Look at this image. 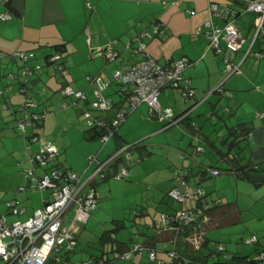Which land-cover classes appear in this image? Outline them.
Wrapping results in <instances>:
<instances>
[{
  "label": "crops",
  "instance_id": "0c3cea01",
  "mask_svg": "<svg viewBox=\"0 0 264 264\" xmlns=\"http://www.w3.org/2000/svg\"><path fill=\"white\" fill-rule=\"evenodd\" d=\"M212 1L229 2L232 8L238 11L237 23L245 38L241 50L232 54L235 62L242 61V66L241 73L233 76L225 84L231 96L214 91L225 76L222 54L209 48V40L204 34L195 33V30L207 21L222 24V21L211 16L208 10ZM88 3L91 7H87ZM4 12L12 14L10 20L0 19V74L2 76L0 77V91H2L0 94V183L5 176V183L11 182L14 189L11 192H0V215H5L8 223L26 221L37 208L42 206L43 198H50V190L38 191L41 197L40 204L33 206L30 191L20 189L29 184L26 170L31 163L30 155L26 154L24 159L20 155L22 154L20 148L23 145L26 148L28 139L17 128V119L20 116L17 108L24 101V95L16 91L18 83L10 82L4 76L10 71H17L22 65L19 61L14 62L8 58V55L15 50L33 52L37 55V60L30 61V65L38 63L42 65L40 72L34 75L30 83L32 94L40 103L37 110H48L41 123L32 125L36 132L33 135L38 137V142L40 140L41 142H52V139L40 138L36 131L37 128L45 126L50 116L55 118V128H59L54 112L57 106L50 107V96H47V90L42 91V87L47 85L52 91L58 93L65 81L62 73L54 65L46 64L45 56L52 51L53 46L64 45L63 67L68 82L75 90L84 91L89 100L93 99V87L86 79L87 76H100L104 81L109 82L105 95L112 98L114 107L109 112L93 114L96 117L107 119L114 116L121 100L118 94L120 87L112 75L117 68L141 59L140 54L132 51L131 45L137 46V36L143 31H152L154 22L161 23L166 28V32L147 41V53L162 64L172 63L183 56L195 62L185 71V76L191 79L196 90L195 98L186 99L181 89L164 87L159 96L160 111L158 114H153L147 103L140 104L128 116L118 133L105 145L97 138L98 136L88 137L86 124L87 127L85 126L82 137L97 140V143L88 145L86 151L79 153L74 151V144L77 139H80V134L75 130L72 134L66 135L67 139H60L59 145L58 142L56 143L60 152L59 168L77 172L85 178L96 166L95 163L89 164V156L96 155L103 160L122 144L149 138L148 142H145L147 149H143L145 157L139 163L140 166L130 173V176L134 172L133 177L153 179L156 182H161L162 178V180H168V189H170L177 185L173 180L175 171L184 167L190 170L192 176L189 182L195 187L199 186L200 182L194 183V179L204 178L205 174L200 179L198 175L204 168L210 166L213 158L224 162L222 161L224 158L218 151L221 148L217 146L218 141L214 137L222 136L219 141L227 146L224 139L226 133L221 134L222 129L237 127L238 124L244 125L249 133L240 137L239 144L235 145L230 155H238L243 157L244 161L250 160L264 167V117L258 116V114H264V57L256 55L264 53V35L258 33L257 24L260 14L247 10L243 1L0 0V14ZM106 48H112L118 52V57L114 61L106 59L103 53ZM60 94L62 96L56 94L55 102H63L64 95L61 92ZM116 95L118 99L120 98L119 101L116 100ZM225 98L229 99V103L223 106L221 104L225 103L223 101ZM70 100L72 102L71 98ZM244 103H249V107L246 108L248 111L244 110L243 116L234 119L233 109L235 108L238 114L240 105ZM4 105L12 108H4ZM77 106L81 111V118L86 123L83 116V107H86L84 102L79 101ZM249 109L252 110L251 113H248ZM185 112H189L185 118L171 125L168 124ZM251 114L252 117H250ZM211 125L213 130H216V134L212 137H210ZM206 130H211L209 135ZM28 134L31 135L29 129ZM198 142L206 147L205 151L194 152L195 144ZM30 145L33 152L38 150L36 145L32 143ZM150 145L155 147L154 150ZM227 150L223 152L226 153ZM154 154L157 158L155 161L151 160ZM36 168L38 175L41 176L44 169L39 166ZM145 169L151 170L152 173ZM12 170L15 171L13 176L11 175ZM8 202L15 203L23 212L12 213L7 205ZM184 205V208L196 205V200L189 199L184 202ZM150 213V209L142 207V210H137L136 215L145 216ZM152 221L156 232L153 235H147L145 241L161 248L158 234L160 226L155 222V215ZM258 231L260 236L253 234L258 238V241L253 243L257 244L256 251L264 249V228ZM102 235L99 242L106 246L109 240ZM79 237L80 233L77 237L76 248L65 254L66 260L75 262L103 255L102 257L112 264L111 253L115 255L114 258H121V253L112 250L115 248V243L112 242L111 249H103L98 254H91L84 249L79 250ZM142 255L145 254L142 253ZM161 259L164 257L159 254L157 261L153 263H158ZM134 262L139 263L136 260Z\"/></svg>",
  "mask_w": 264,
  "mask_h": 264
},
{
  "label": "built area",
  "instance_id": "2783aa9c",
  "mask_svg": "<svg viewBox=\"0 0 264 264\" xmlns=\"http://www.w3.org/2000/svg\"><path fill=\"white\" fill-rule=\"evenodd\" d=\"M247 10L259 13L258 17V33L264 35V0H242ZM91 7V4H87ZM211 16L222 21V24H215L213 21H207L195 30L196 34H204L209 40V48L215 50L218 54H222L224 62L225 76L219 85L215 88V92L222 95L227 93L225 88L226 82L234 75L241 73V62H235L232 54L238 52L243 47L245 38L241 34L239 24L236 22L237 11L232 8L229 2L212 1L208 6ZM5 20L10 19L11 15L5 13L2 16ZM166 28L159 22L152 24V31L146 30L141 32L136 40L137 46L131 45V49L135 54H140V60L117 68L113 73V79L119 85L118 94L121 97L119 101V109L111 119L99 118L93 115L92 111L109 112L114 103L112 98L105 95V90L109 86V82L104 81L100 76H87L86 79L93 87V99L89 100L87 94L82 90H75L68 82L67 76L61 64L58 69L63 72L64 85L61 93L65 98H71L69 102H62L60 107L66 109L70 106L83 101L86 107H83V116L89 128L97 127L101 133L98 138L105 145L117 133L119 128L126 121L128 116L142 103H147L152 113L158 114L160 111L159 96L164 87L181 89L186 99L195 98L196 90L192 85L190 78L185 76V71L195 62L188 57L183 56L172 63L162 64L154 57L146 52L147 41L156 35H163ZM108 61H114L118 57V52L112 48H106L103 52ZM15 57L28 62L34 57L33 54L21 50H16L13 54ZM263 57L262 53L256 54ZM53 60L60 58L59 54L52 56ZM21 77L23 83L29 82L28 77L33 73L41 70L40 65L30 68L28 63L22 68ZM9 80H15V75L10 73ZM22 83L19 92L25 93L26 98L24 104L18 108L20 117L18 119V129L23 136L26 137L28 128L34 123L40 122L46 116L47 110L38 111V102L28 94L26 86ZM2 94V91H0ZM87 105L89 107H87ZM189 112H185L181 117H176L168 124L175 123L181 118H185ZM264 117V114H258ZM32 142H37L38 137L32 136ZM136 143L123 144L117 148L107 158L101 160L96 155L89 156V164L95 163L93 171L83 177L77 172L68 171L59 168L57 159L59 149L56 143L48 141L41 142L38 150L34 151L30 156L31 166L26 170L29 176L28 186L20 187L21 190L27 189L33 191L50 190V198L42 199V206L37 208L32 216L24 222L15 221L8 223L5 215H0V258L7 264H47L54 261L55 264H109L106 260L98 258H90L77 262H70L63 256H52L53 252L69 253L77 244V234L80 230L79 224H86L92 213L97 209L99 202V193L95 183L99 179L105 177L128 178L130 168L134 163L140 162L141 158L136 147ZM31 142L27 143L30 148ZM204 146L199 142L195 144V153L203 152ZM44 169V173L40 176L36 167ZM208 173L211 176H218L222 172L217 168H209ZM191 172L188 168H181L174 173V179L177 185L173 186L169 191V196L174 202L184 203L191 197L204 198L207 195L206 190L200 186H192L190 184ZM200 178V175H198ZM9 210L14 213H22L23 210L18 208L13 202H9ZM211 204L204 205L208 209ZM76 211L73 222L67 225L66 217L70 209ZM201 214V215H200ZM169 214L163 213L162 220L164 225L171 221L180 224L190 225L198 217L207 222L206 214L197 212L193 209L176 210L173 216L169 218ZM172 229V227L170 228ZM202 235H195L191 238L192 243L199 247ZM258 241L257 236H251L247 242L253 244ZM225 244L220 243L218 250L225 251ZM148 253L150 260H156L157 251L146 244H136L129 248L122 258H131L136 253ZM172 258H177L178 253L175 249L170 251ZM257 262L264 261V249L257 252L253 259Z\"/></svg>",
  "mask_w": 264,
  "mask_h": 264
},
{
  "label": "rangeland",
  "instance_id": "374dc122",
  "mask_svg": "<svg viewBox=\"0 0 264 264\" xmlns=\"http://www.w3.org/2000/svg\"><path fill=\"white\" fill-rule=\"evenodd\" d=\"M49 87H47V85L43 86L42 91L47 90V96H50L49 100L51 101L49 106H57V109L54 112L59 128H55V118L50 116L47 119L45 126L37 128L36 131H38L40 138L43 137V139H52V142H58L59 145L60 139H67L66 135H70L77 130L80 134V139H77L75 142L74 151L83 153L86 151L88 145L91 146L97 143V140H89L82 137L87 126L85 121L81 118V111L77 106L78 104L76 103L73 106L62 109L60 107L62 102H55L56 94H58V96H62L60 94L61 87L59 88L58 93L56 91H52ZM116 100H120L117 95ZM63 101L71 104L70 98L63 97ZM223 101L225 102L224 104H221L223 106H226V103H229V99L227 98L223 99ZM87 107L89 106L87 105ZM240 107V112H238V114L235 112L236 109L232 108L233 114L235 115L234 119L236 117L243 116L242 113H244V110L248 111L246 108L249 107V103H244L243 105H240ZM249 111L250 112L248 113H251L252 110L249 109ZM92 112L93 114L96 113V111ZM250 117H252V114ZM210 129L212 130H210V137H212L216 134V130H213L212 125L210 126ZM227 129L228 128L222 129L221 134H227ZM29 131L31 135L36 133L33 127H30ZM53 131L55 132L54 134ZM210 131L206 130L208 135ZM148 139L149 138L142 139L140 142H148ZM214 139L218 141L217 146L219 148L223 150L227 149V146H224L221 141H219L222 139V136H215ZM40 143L41 140L40 142H32V144L36 145L38 148ZM202 144L205 145V142L202 141ZM150 147L153 150L155 148L151 145ZM20 149L22 151V154L20 155L23 156V159L26 154L29 156L33 152L32 150L27 152L24 145ZM155 155L156 154L152 156L151 160L155 161V159H157ZM216 159L213 158V162L217 163L215 165H218L221 168V171L223 172L222 174L214 177L211 176L210 173H206L203 179H200L199 176L198 179L200 180L194 179V183L200 182L199 186L206 190L207 199L212 205L221 204L214 211L218 224L208 228L206 232V239L209 241V249L215 250L220 243H225L227 255H237L243 257L249 256L251 259H254L257 255L255 250L257 244H251L247 242V239L253 234L260 236L261 234L258 229L264 228V181L261 183L256 181V175L259 174L258 171L249 170L246 176H244L240 171L228 170L229 164L227 162H219V160L216 161ZM244 160L245 159H242V162H245ZM140 162L134 163L131 166L130 173L136 167L140 166ZM148 170L149 169H145V171ZM260 171L264 173V170ZM149 172L152 173L151 170H149ZM133 173L131 176L129 174L130 177L126 179L110 177L106 181H99L100 179L98 180L97 189L100 196L98 208L92 213L87 224H79V250L84 249L91 254H98L103 249H111V242L107 243L106 246H103L100 244L99 240L105 230H112L117 226V224L114 223V220H123L125 224L122 228L116 231L115 237L117 240L126 243L129 247L136 244H142L145 242L147 235H153L156 232L152 221L154 215L156 224L163 226L164 223L161 212L173 214L174 211L176 212V210L184 208V203L174 202V200L169 196V191L172 187L168 189V180H162L161 178V182H156L153 179H145L144 176H142L144 179L141 177H133ZM11 175H15L14 170L11 171ZM173 180L176 184L177 181L174 178ZM10 183H5L4 176L1 179L0 187L2 188L0 189V192L6 193L14 190L12 186L13 184ZM29 193L31 200L33 201V206H38L41 198L40 193L38 191H30ZM158 206H160V208H158ZM142 207L150 209V215L137 216V210H142ZM75 214V209H70L65 222L67 225H70L73 222ZM164 246L169 249L172 248V244L163 245L162 243L160 245L161 248ZM203 251L205 255H208L209 251L207 249H203ZM159 254L164 257V259L161 260L167 262L171 260L169 254L162 251V249L158 252V255ZM56 255L65 256L63 252H59L58 254L53 252L52 256ZM110 255L113 259L112 264H135V260L136 262L139 261L138 264H154L148 259V256L142 254L136 255L134 258H114L115 255L113 253ZM220 256H209L207 260L208 264H216L219 263V261L224 262V255L222 254ZM0 264L7 263L0 259ZM47 264H55V262L51 260ZM262 264H264V261Z\"/></svg>",
  "mask_w": 264,
  "mask_h": 264
},
{
  "label": "trees",
  "instance_id": "16d2710c",
  "mask_svg": "<svg viewBox=\"0 0 264 264\" xmlns=\"http://www.w3.org/2000/svg\"><path fill=\"white\" fill-rule=\"evenodd\" d=\"M240 1H242V0H240ZM87 7H89V6L87 5ZM5 13L10 14L11 15L10 19H12V14L10 12H4V13L0 14V19L1 20H5L2 17L3 15H5ZM237 14H238V11H237ZM10 19H7V20H10ZM236 22H237V19H236ZM15 51L10 53L8 55V58L11 59L14 62L19 61L22 65L19 67V69L17 71H10V72L6 73L4 76H5V78L8 79V75L10 73L15 75V80H9L8 79V81L14 82V83H18L19 86H18L16 91L19 94H23L24 95V101H25L26 94L19 92L20 87L22 86V83H23V79H24V78L21 77L22 70H23L22 68L27 63L30 66V68H32V69H33V66L40 65V64L38 63V64H35L33 66L30 65V63H29L30 61L37 60V55H34L33 52L24 51V52L31 53V54L34 55V57L31 58L28 62H25L23 59H21L19 57H15L13 55L15 53ZM64 52H65L64 45H55V46H53L52 51L50 53H47V55L45 56L46 64L54 65V67L58 71H60L62 73V76H63V72L58 69V65L61 64L62 67H63V58H64L63 54H64ZM55 54H59L60 58L57 59V60H53L52 56H54ZM262 55L264 57V53H262ZM40 66L42 68V65H40ZM63 70H64V67H63ZM39 72L40 71L35 72L30 77H28L29 82L27 84L23 83L26 86L27 90H28V94L31 97H33L35 100H36V97H35L34 94H32V90L30 88V83L32 82V78L34 77V75L38 74ZM0 77H2L1 74H0ZM37 102H38V106H39L40 103H39V101H37ZM23 104H24V102H22L18 106V108L20 106H22ZM4 108L11 109L12 107H10L8 105H4ZM18 108H17V110H18ZM38 111H40V110H38ZM18 119H17V126H18ZM43 120L44 119H42L38 123H41ZM30 127H32V126H30ZM227 130H228V132H227V134H226L224 139L226 140V145H227V149L228 150H227L226 153L223 152V149L222 150L219 149L218 151H219V154H221L222 158H224L222 161L227 162L229 164V169L228 170H230V171H238V172L240 171V172H242V175H244V176H246V174L249 172V170L258 171L259 174L256 175V177H257L256 181L258 183L263 182L264 181V173H262L260 170H264V167L262 168L259 164H254L250 160H248V161L246 160L245 162H242V159H244V158L240 157L238 155H236V156L235 155H233V156L230 155V152L235 147V145L239 144L240 137H242L244 135H247L249 133L248 129L244 128V125L238 124L237 127L235 126L233 128H230V129L228 128ZM19 132L21 133L20 130H19ZM87 133H88V137L90 136L91 138H95L96 136H99L101 131L97 127H94V128H89L88 127ZM32 136H36V135H30V134L27 133V135H26V138L28 139L27 143H29V142L32 143V141L30 140ZM230 138H231V140H230ZM27 143H26V150L30 151L31 150V145H30V148L28 149L27 148ZM122 145H120V146H122ZM136 147H137V150L139 152L140 158L142 160L145 157V153L143 152V149L146 150L147 149V145L145 143L139 141V142L136 143ZM205 149H206V147L204 146V151H205ZM149 153H147V155ZM198 153H201V152H198ZM31 154H30V156H31ZM59 155H60V152H59ZM59 155H58V158H59ZM30 156H29V161H30ZM57 161H58V159H57ZM219 162H221V161H219ZM57 164H59V163L57 162ZM215 164H217V163H212V164H210L209 167L204 168V170L201 171L202 173H200V178H202L204 174L208 173V169L209 168H217V169L221 170V168L218 165H215ZM107 179H109V178L105 177V178L100 179L99 181H105ZM99 181H96L95 186H96V184ZM24 187H26V186H24ZM25 191H33V190L27 189ZM36 191H38V190H36ZM189 199L196 200V205H193V206H190V207H185V208H182V209H193V210H195L197 212L204 213L209 218L208 221L205 222V221L202 220V218L198 217L192 224L184 225V224H180V223H178V222H176L174 220L173 221L169 220V222L167 224H165L163 226H160L159 230H158V232H159L158 234H159V236H160L159 238L161 240L159 239V241L161 242V244L163 242H165L166 245L172 244V248L169 249L166 246H164L163 248L156 247V245L152 246L151 244H149L148 241H145L144 244H146L147 246H149L151 248L156 249L157 256H158V252L161 249H162V251L167 252L168 254L170 253V251H173V249H175L179 255H178L177 258H172L169 255L171 257V260L169 262L164 261V260H160V262L154 263V264H208L207 260H208L209 256L213 255L215 257H219L222 254L224 255L223 257L225 258L224 262L219 261V263H216V264H262L261 261L260 262L254 261L249 256H244V257L243 256H237V255L229 256V255L226 254V249L223 252L222 251L220 252L218 250V247L215 248V250H210L209 249V241H208V239H206V232H207L208 228L213 227L214 225L218 224V221L216 219V215H214V211L221 204L212 205L208 201L207 195L204 198L203 197L202 198L191 197ZM189 199H187V200H189ZM206 204H211L208 209H205V207H204V205H206ZM174 213L173 214H169L168 215L169 218H171V216H173ZM114 223H116L117 226L114 229H112V230H105L102 236L103 237H107L109 242L115 243L114 244L115 248L112 249V250H115L116 252H120L121 253L120 257L122 258V255L131 247H129L126 243L120 242L119 240H117L115 238L116 231L119 230L120 228H122L125 225L124 221L123 220H118V221L114 220ZM171 227H172V229H170ZM79 233H80V230H79L76 238L78 237ZM195 233H197L198 236L202 235V237L200 238L199 247L195 246L192 243V240H191V238L195 235ZM77 242H78V239H77ZM222 244H225V243H222ZM76 246H77V244H76ZM76 246H75V248H76ZM203 249H207L209 251L208 255L204 254ZM258 251H260V250H258ZM258 251H256V252H258ZM136 254H134L133 257H131V258H134V256ZM145 255L148 256V253H146ZM102 256L103 255L100 256V259H104ZM63 257H66V255L63 256ZM67 259H69V258L67 257ZM148 259H149V257H148ZM104 260H106V259H104ZM219 260H220V258H219ZM106 261L110 264V262L108 260H106ZM150 261L151 262H156L157 261V257H156V260H154V261L150 260ZM75 262H77V261H75Z\"/></svg>",
  "mask_w": 264,
  "mask_h": 264
},
{
  "label": "clouds",
  "instance_id": "9594fccd",
  "mask_svg": "<svg viewBox=\"0 0 264 264\" xmlns=\"http://www.w3.org/2000/svg\"><path fill=\"white\" fill-rule=\"evenodd\" d=\"M64 85V84H63ZM62 88V87H61ZM61 88H60V90H61ZM61 92V91H60ZM65 98V97H64ZM63 102H65V101H63ZM38 109V108H37ZM48 111V110H47ZM45 118V117H44ZM3 260V259H2Z\"/></svg>",
  "mask_w": 264,
  "mask_h": 264
}]
</instances>
